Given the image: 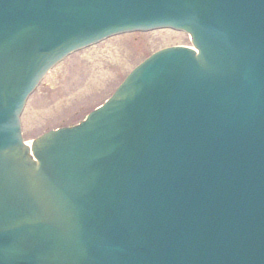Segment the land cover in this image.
<instances>
[{
    "label": "water",
    "instance_id": "obj_1",
    "mask_svg": "<svg viewBox=\"0 0 264 264\" xmlns=\"http://www.w3.org/2000/svg\"><path fill=\"white\" fill-rule=\"evenodd\" d=\"M0 264H264V0H0Z\"/></svg>",
    "mask_w": 264,
    "mask_h": 264
}]
</instances>
